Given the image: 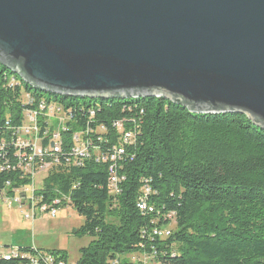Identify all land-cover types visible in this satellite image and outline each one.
I'll use <instances>...</instances> for the list:
<instances>
[{"label": "trees", "instance_id": "trees-1", "mask_svg": "<svg viewBox=\"0 0 264 264\" xmlns=\"http://www.w3.org/2000/svg\"><path fill=\"white\" fill-rule=\"evenodd\" d=\"M54 107L67 122L57 142L48 130ZM28 114L42 156L20 146ZM31 157L36 171L48 166L39 204L84 219L73 235L91 242L75 264H132L121 258L152 248L158 264H264V129L246 115H195L158 98H66L0 65V194L31 183ZM162 229L171 236L153 237ZM18 249L40 264H69L66 251Z\"/></svg>", "mask_w": 264, "mask_h": 264}, {"label": "water", "instance_id": "water-1", "mask_svg": "<svg viewBox=\"0 0 264 264\" xmlns=\"http://www.w3.org/2000/svg\"><path fill=\"white\" fill-rule=\"evenodd\" d=\"M0 65L66 98L165 99L264 129V0H0Z\"/></svg>", "mask_w": 264, "mask_h": 264}, {"label": "rangeland", "instance_id": "rangeland-1", "mask_svg": "<svg viewBox=\"0 0 264 264\" xmlns=\"http://www.w3.org/2000/svg\"><path fill=\"white\" fill-rule=\"evenodd\" d=\"M62 119L59 112L53 116V131L58 129ZM43 177L44 173L36 177V183ZM22 209L21 211L17 206L0 204V245L8 246L14 241L15 245L38 247L43 251H66L69 264H75L80 257V250L91 242L89 237L76 238L73 235L83 225L84 219L70 207L61 209L56 218L44 213L35 220L26 218L28 206ZM138 256L139 254H131L121 259L135 264Z\"/></svg>", "mask_w": 264, "mask_h": 264}, {"label": "built area", "instance_id": "built-area-1", "mask_svg": "<svg viewBox=\"0 0 264 264\" xmlns=\"http://www.w3.org/2000/svg\"><path fill=\"white\" fill-rule=\"evenodd\" d=\"M57 112L62 114L63 119H62L61 125L58 126V129L53 131V123L51 122V120L53 119V116L57 114ZM48 115H49L48 130L50 133H53L52 139L57 142L59 138V130L64 128L65 123H67L66 117L64 116L63 111L59 109L58 107H54L50 109L48 112ZM36 120H37L36 115L34 114L27 115V123L22 129L23 140L20 142L21 143L20 146H22L24 149L32 147L33 150L36 152L37 156H42L43 151L39 148L40 130H39V125L36 122ZM53 151L57 153L60 151V147L58 143H56ZM47 167L48 166H42L38 171H36V168L34 167L33 158L32 157L29 158V160L26 162L25 170L30 175L29 178L31 180V183L26 187H22L20 189L14 190V193L12 194H8L7 192H3L2 194H0V204L3 203L5 205L9 204V205L17 206L21 211L23 210L22 208L24 206H28L29 212L26 215L27 219L33 218L35 220L37 216H40L41 214H44V213L50 214L51 218H56L59 211L53 207H51V209L48 210L45 205H40L39 197L37 194L39 193L40 187L43 185V179L40 180L39 183H36V177H38L39 175L43 173L45 176ZM110 188H113L114 190H116V177L112 178ZM143 192H144V196L148 197L151 193V190L148 188V189L143 190ZM143 202L144 203H140L139 205L141 209H146L147 204L145 201ZM172 218L173 216L170 219ZM171 233L172 232L170 229H165V230L162 229L160 231L157 230L153 233V237H157L159 239H166L171 236ZM173 252L174 250L171 249V254ZM4 255H14V257H27V262L29 264H40L37 259L32 258L28 254L19 252L18 247H14L8 253L0 252V257ZM158 256H161V254H159L154 248H152L150 253H147V252L143 254L140 253L135 261V264H154V262L155 264H158V261H157ZM140 258H142V260H139ZM49 260H51L50 257H49ZM45 264H49V263L47 262Z\"/></svg>", "mask_w": 264, "mask_h": 264}, {"label": "bare ground", "instance_id": "bare-ground-1", "mask_svg": "<svg viewBox=\"0 0 264 264\" xmlns=\"http://www.w3.org/2000/svg\"><path fill=\"white\" fill-rule=\"evenodd\" d=\"M47 107V106H46ZM53 107V106H52ZM98 152H101V151H98ZM13 259H16L18 260L19 262L21 261H26L27 262V257H14V255H4L2 257H0V261H10V260H13Z\"/></svg>", "mask_w": 264, "mask_h": 264}, {"label": "crops", "instance_id": "crops-1", "mask_svg": "<svg viewBox=\"0 0 264 264\" xmlns=\"http://www.w3.org/2000/svg\"><path fill=\"white\" fill-rule=\"evenodd\" d=\"M35 245V244H34ZM9 247H20V248H25V247H29L28 245L27 246H22V245H15V242L14 241H12V243L10 244V245H8V246H2V245H0V249H2V248H9ZM36 247V246H35ZM36 248H38V247H36ZM39 249V248H38Z\"/></svg>", "mask_w": 264, "mask_h": 264}]
</instances>
